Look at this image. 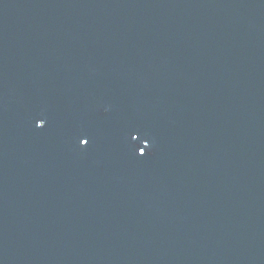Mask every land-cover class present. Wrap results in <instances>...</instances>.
Returning <instances> with one entry per match:
<instances>
[{"label": "water", "instance_id": "water-1", "mask_svg": "<svg viewBox=\"0 0 264 264\" xmlns=\"http://www.w3.org/2000/svg\"><path fill=\"white\" fill-rule=\"evenodd\" d=\"M0 264H264V0H0Z\"/></svg>", "mask_w": 264, "mask_h": 264}, {"label": "snow or ice", "instance_id": "snow-or-ice-1", "mask_svg": "<svg viewBox=\"0 0 264 264\" xmlns=\"http://www.w3.org/2000/svg\"><path fill=\"white\" fill-rule=\"evenodd\" d=\"M43 126H44V124L41 125V127H43ZM84 142L87 143V141H84Z\"/></svg>", "mask_w": 264, "mask_h": 264}]
</instances>
